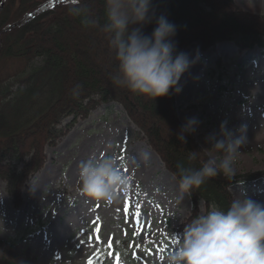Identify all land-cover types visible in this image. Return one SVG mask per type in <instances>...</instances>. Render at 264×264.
<instances>
[{
    "label": "rangeland",
    "instance_id": "1",
    "mask_svg": "<svg viewBox=\"0 0 264 264\" xmlns=\"http://www.w3.org/2000/svg\"><path fill=\"white\" fill-rule=\"evenodd\" d=\"M234 2L264 15V0ZM188 50L193 63L175 94L182 123L198 119L195 138L217 161L223 153L207 138L219 137L222 124L236 135L243 126L246 143L235 175L263 172L264 49L241 53L227 41L206 51ZM2 69L16 89L17 79L33 68L15 60ZM138 132L120 104L107 103L77 121L57 148H46L48 162L27 184L23 206L14 207L0 180V264H165L173 235L181 236L180 227L192 219V202L157 153L136 139ZM103 155L118 157L133 177L129 190L111 204L85 196L79 182L81 162ZM231 192L264 203V179L235 185ZM205 206L200 203V213Z\"/></svg>",
    "mask_w": 264,
    "mask_h": 264
},
{
    "label": "trees",
    "instance_id": "2",
    "mask_svg": "<svg viewBox=\"0 0 264 264\" xmlns=\"http://www.w3.org/2000/svg\"><path fill=\"white\" fill-rule=\"evenodd\" d=\"M83 3L103 24L104 0ZM153 9L177 26L178 51H206L227 41L241 53L264 49V15L246 12L234 0H153ZM154 27L155 20L143 31L150 35ZM15 60L33 68L17 79L16 89L2 69ZM117 66L109 36L100 27L83 26L70 14L69 0H7L0 12V180L15 208L24 205L27 184L46 166V148H57L77 121L110 102L125 109L138 128L136 139L148 143L178 182V163L199 168L210 158L194 132L183 133L186 142L178 139L184 124L175 94L155 100L133 94L113 83ZM190 152H197L196 160L188 159ZM259 179L264 171L207 180L189 195L192 218L201 202L207 211L212 205L226 209L235 198L233 186Z\"/></svg>",
    "mask_w": 264,
    "mask_h": 264
},
{
    "label": "clouds",
    "instance_id": "3",
    "mask_svg": "<svg viewBox=\"0 0 264 264\" xmlns=\"http://www.w3.org/2000/svg\"><path fill=\"white\" fill-rule=\"evenodd\" d=\"M69 12L83 26L100 27L109 36L118 61L114 84L153 100L182 91L179 82L193 61L177 50V26L167 16L155 15L153 0H104L103 24L83 0H69ZM153 20V31L145 34L143 27ZM198 123L197 118H189L178 139L186 142L183 133L194 132ZM244 131L242 126L236 135L222 124L219 137L212 134L207 138L212 149L223 153L219 161L210 157L199 168L178 163L181 193L191 195L220 173L231 179L239 149L246 143ZM188 159L196 160L197 152H190ZM132 181L118 157L103 155L81 162L80 187L93 200L118 202ZM171 244L165 264H264V203L242 193L226 209L212 205L192 218L181 236L173 235Z\"/></svg>",
    "mask_w": 264,
    "mask_h": 264
},
{
    "label": "water",
    "instance_id": "4",
    "mask_svg": "<svg viewBox=\"0 0 264 264\" xmlns=\"http://www.w3.org/2000/svg\"><path fill=\"white\" fill-rule=\"evenodd\" d=\"M6 3H7V0H0V12L3 11Z\"/></svg>",
    "mask_w": 264,
    "mask_h": 264
},
{
    "label": "bare ground",
    "instance_id": "5",
    "mask_svg": "<svg viewBox=\"0 0 264 264\" xmlns=\"http://www.w3.org/2000/svg\"><path fill=\"white\" fill-rule=\"evenodd\" d=\"M176 102H177V99H176ZM178 107V106H177ZM180 109V108H179ZM178 117H179V110H178ZM181 120V119H180ZM182 122V121H181ZM198 141V140H197ZM233 195V194H232ZM235 196V195H234Z\"/></svg>",
    "mask_w": 264,
    "mask_h": 264
}]
</instances>
